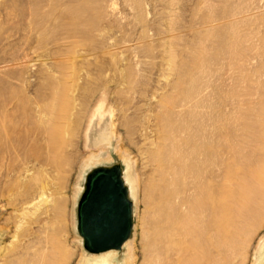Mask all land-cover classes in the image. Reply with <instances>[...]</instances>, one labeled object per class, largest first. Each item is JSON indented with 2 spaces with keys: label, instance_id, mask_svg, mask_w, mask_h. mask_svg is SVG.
<instances>
[{
  "label": "rangeland",
  "instance_id": "rangeland-1",
  "mask_svg": "<svg viewBox=\"0 0 264 264\" xmlns=\"http://www.w3.org/2000/svg\"><path fill=\"white\" fill-rule=\"evenodd\" d=\"M262 81L264 0H0V259L42 230L67 239L64 264L89 257L79 188L98 167L129 166V264L145 254L151 264H175L151 238L163 156L158 101L179 97L180 84L186 99L204 90L218 111L229 101L238 119L264 92ZM102 125L109 150L90 141ZM92 155L99 160L86 163ZM262 239L264 219L242 264L264 253Z\"/></svg>",
  "mask_w": 264,
  "mask_h": 264
},
{
  "label": "bare ground",
  "instance_id": "bare-ground-1",
  "mask_svg": "<svg viewBox=\"0 0 264 264\" xmlns=\"http://www.w3.org/2000/svg\"><path fill=\"white\" fill-rule=\"evenodd\" d=\"M179 86H173L179 97L177 93V97H162L157 106L163 156L156 182L158 200L153 206L157 225L151 234L153 245L157 248L161 244V249L174 257L175 264H242L246 259V239L264 219V92L255 93V100L251 97L244 102L248 106L244 110V106H240L243 111L236 113L240 115L236 119L229 101L224 104L229 108L218 111L215 105L206 102L204 90L196 89L192 98L186 99ZM92 128L91 144L100 143L109 150L112 136L106 126ZM99 157L92 155L86 163L97 161ZM102 171L120 184L129 203L131 228L133 202L130 196L135 182L129 166L123 172L105 166L91 171L79 188L78 206L95 176ZM33 210L30 211H37ZM34 232L33 238L16 242L14 251L0 259V264H64L68 261L66 238L61 241L56 234H46L43 230ZM143 235L142 238L147 237L148 231ZM81 242L85 248H91L86 238ZM130 242L127 237L118 253H114L116 248L107 250L108 255H95L91 251L89 257L81 256L79 264H129ZM147 262L150 260L145 254L142 264ZM254 264H264V253H260Z\"/></svg>",
  "mask_w": 264,
  "mask_h": 264
},
{
  "label": "water",
  "instance_id": "water-1",
  "mask_svg": "<svg viewBox=\"0 0 264 264\" xmlns=\"http://www.w3.org/2000/svg\"><path fill=\"white\" fill-rule=\"evenodd\" d=\"M131 211L120 184L108 173L99 172L79 204L78 230L91 246L102 252L120 244L130 233Z\"/></svg>",
  "mask_w": 264,
  "mask_h": 264
}]
</instances>
